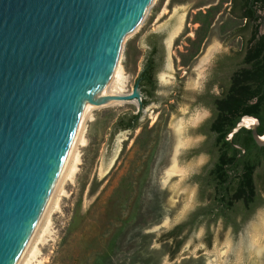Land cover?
<instances>
[{"label": "rangeland", "instance_id": "obj_1", "mask_svg": "<svg viewBox=\"0 0 264 264\" xmlns=\"http://www.w3.org/2000/svg\"><path fill=\"white\" fill-rule=\"evenodd\" d=\"M231 6V0H155L137 32L125 37L121 64L129 92L141 76L149 37L167 44L155 95L141 88L147 104L140 110L126 105L94 111L85 146L78 148L79 172L65 182L66 195L58 197L45 226L47 241L31 264H264V205L244 222L239 217V230L224 219L209 227L204 222L181 235L179 249L168 237L202 204L199 176L212 162L207 82L219 56H238L243 48L245 21L233 16ZM181 18L182 30L172 37ZM127 114L139 116L137 127L114 134ZM179 123L184 144L177 160L184 174L162 187ZM254 244L261 253H254Z\"/></svg>", "mask_w": 264, "mask_h": 264}, {"label": "water", "instance_id": "obj_2", "mask_svg": "<svg viewBox=\"0 0 264 264\" xmlns=\"http://www.w3.org/2000/svg\"><path fill=\"white\" fill-rule=\"evenodd\" d=\"M154 2L0 0V264H21L82 126L113 87L125 37ZM141 81L113 98L142 109ZM259 126L245 115L227 140L245 153L233 142L244 128L264 147Z\"/></svg>", "mask_w": 264, "mask_h": 264}, {"label": "trees", "instance_id": "obj_3", "mask_svg": "<svg viewBox=\"0 0 264 264\" xmlns=\"http://www.w3.org/2000/svg\"><path fill=\"white\" fill-rule=\"evenodd\" d=\"M231 12L233 16L246 20L240 28L244 33L243 50L229 64V77L219 83L221 94L210 100L213 115L206 128L210 135L208 150L212 162L209 169L199 176L203 190L201 206L189 222L168 235L175 240L176 249L181 247L183 241L179 238L186 230L192 231L204 222L209 227L219 219L239 230V217L244 222L264 205L261 191V184H264V147H259L252 131L244 128L234 136L233 142L243 147L245 153L227 140L229 132L245 115L258 118V133L264 134V33H261L264 0H232ZM158 41L157 35L149 37L151 51L145 65L147 72L143 84L150 97L154 96L160 68L156 56L163 54ZM138 119V115L121 116L114 125V134L121 130H134Z\"/></svg>", "mask_w": 264, "mask_h": 264}, {"label": "bare ground", "instance_id": "obj_4", "mask_svg": "<svg viewBox=\"0 0 264 264\" xmlns=\"http://www.w3.org/2000/svg\"><path fill=\"white\" fill-rule=\"evenodd\" d=\"M178 23V22H177ZM176 23V24H177ZM183 25V18L179 20V23L176 25L175 30L173 32V36L177 35L181 30ZM169 46L172 44V40L168 42ZM122 56H123V50L120 58V62L118 65L115 81L113 84V87L106 93V95L96 104L95 108L85 121L84 125L82 126L80 133L76 139V142L72 148V151L69 155V158L65 164V167L61 173V176L57 182V185L54 189V192L50 198V201L46 207V210L41 218V221L36 229V232L31 240V243L26 251V254L21 262V264H31L32 259L34 255L37 253V247L40 245H43L47 240L46 238L48 237L47 234H49V229L45 228L46 224L50 223V219L52 215L55 213V210L58 208L59 205V199L58 197L64 195L66 193L64 185L66 181H73L74 177L77 176L79 172V166L81 165V160H80V155H78V148L80 146H85L86 143V125L89 122V120H92V116L94 111L99 110L101 108H106V107H122L126 105H131L136 108H140L141 106V101L139 98L133 99L131 101H122V100H116L113 97H119V96H126L129 95L131 92L127 90V83H128V77L127 73L124 69V67L121 64L122 61ZM204 60V59H203ZM203 63V62H202ZM170 69H172V65L169 66ZM166 78L165 76L163 77V81H165ZM168 80V79H167ZM243 123L247 126L253 125L256 123V121L252 118H245ZM178 127L175 129V136H176V146L174 149V155L171 161L170 167L166 170L165 174L162 177V187H166L169 182L176 177L178 174L181 175L184 171L182 168L180 169V165L178 164L177 156L178 153L181 151V147L183 146V140H182V127L181 123H179ZM184 174V173H183ZM66 195V194H65ZM257 230V229H256ZM259 234V233H258ZM259 240V239H257ZM254 241V240H253ZM255 242V241H254ZM257 243V241H256ZM261 244V242H259ZM263 244V243H262ZM252 245V244H251ZM255 245V244H254ZM255 252L258 254L261 253V246L255 245ZM264 247V245H263ZM254 250V249H253ZM256 254V253H255Z\"/></svg>", "mask_w": 264, "mask_h": 264}, {"label": "flooded vegetation", "instance_id": "obj_5", "mask_svg": "<svg viewBox=\"0 0 264 264\" xmlns=\"http://www.w3.org/2000/svg\"><path fill=\"white\" fill-rule=\"evenodd\" d=\"M231 4H232V0H231ZM235 17V16H234ZM237 18V17H235ZM245 21V24H246V20L245 19H242ZM244 24V25H245ZM243 25V26H244ZM242 26V27H243ZM263 28V27H262ZM262 30V29H261ZM149 42V41H148ZM243 42H244V39H243ZM159 44H161L162 48H163V54L161 53V55H157L156 56V59L158 62H160V64L162 63L163 61V57H164V53H165V47L167 44H164L162 40H160L159 38V41H158ZM149 52L151 51V47L149 46ZM243 50V48H242ZM241 50V51H242ZM149 52L147 54V57H146V60H145V64H144V67H143V70L141 72V76L140 78L142 79L141 81V84H140V87L145 90V92L147 93V90L145 88V85L143 84V81L145 80V77L144 74L147 72L146 68H145V65H146V62H147V58L149 56ZM236 54H224V55H221L218 57V60L216 62V68L214 70H212L210 76H209V80L207 82V92H206V98L209 99V100H214V98H216L217 96H219L220 94H215L214 92V86H217L219 88V83L221 82V80H225L227 79V77H229V71H230V66L229 64L231 63V61L235 58ZM232 64V63H231ZM229 67V68H228ZM221 77V80H219V78ZM156 81H157V77H156ZM210 87H212L211 89H209ZM157 89V87H156ZM221 89V88H220ZM156 92V90H155ZM155 92H154V95H155ZM221 92H222V89H221ZM148 94V93H147ZM149 96V95H148ZM150 97V96H149ZM154 97V96H153ZM147 103H143V107H145ZM212 115H213V112H212ZM130 130V129H128ZM126 131V130H125Z\"/></svg>", "mask_w": 264, "mask_h": 264}]
</instances>
